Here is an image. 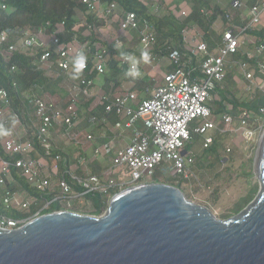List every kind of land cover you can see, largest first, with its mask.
<instances>
[{
  "label": "built area",
  "instance_id": "built-area-1",
  "mask_svg": "<svg viewBox=\"0 0 264 264\" xmlns=\"http://www.w3.org/2000/svg\"><path fill=\"white\" fill-rule=\"evenodd\" d=\"M140 1L147 3L146 0ZM172 1L164 0L160 3L155 0L153 5L156 8L163 4L171 6ZM213 1L216 6L221 1L228 5L220 26L221 37L214 50L210 51L209 44L202 39V33L196 24L183 28V51L172 49L167 55L169 67L174 68L164 73L157 86L147 87L140 93L132 87L123 86L116 93H103L101 88L94 92L95 81L91 75L98 76L106 71L110 51L97 42H81L76 36L71 41H61L59 34L64 32L63 22L52 32L44 27L36 30L24 27L15 31H1L0 54L5 60H10L14 53L35 51L33 64L48 75L55 71H58V75L59 72L73 75L76 73L73 64L76 56L83 54L86 58V66L76 73L80 77L69 81L70 87L64 96L54 98L42 92L26 94L30 111H25L22 117L9 107L8 91L0 88V134L4 137L2 146L7 155H17L12 160L0 158V185L9 182L16 186L15 190L4 189L2 203L12 209L26 210L37 202L36 196L28 194L20 187L12 176V168L18 169L29 186L45 197H51L46 201L47 207L57 200L80 199L88 193H100L109 198L129 184L144 182L141 181L142 178L150 180L156 168L168 170L182 180H194L199 184L195 158L187 151L183 153L186 144L191 140L192 131L200 136L204 135V148L213 143V135L205 134L218 129L221 122L223 131L233 130L241 133L244 139L252 140L255 129L247 126L248 118L252 114L243 113L235 119L229 113H223L217 121H213L210 118L213 117L210 102L216 87L224 82L231 65L237 66L250 99L254 98L256 89L264 97V59H259L264 54V41L256 33L264 28H254L260 22V15L264 14V0H254L251 6L246 4V0ZM82 2L97 17L107 18L117 13L116 23L120 31L140 29L141 49L145 53L146 50L154 49L157 41L156 30L146 18L135 11L121 8L115 2ZM186 2V8H181L179 12L173 11L179 20L187 17L191 10L192 0ZM1 8L5 9V4ZM205 22L209 28L216 25V20L211 22L207 18ZM82 24H85L84 29L87 27L88 30H93L85 22L78 21V25ZM237 52L245 54L248 59H255L256 66L242 60L227 59ZM143 56V60L147 62L155 58L152 51L147 52L146 57L145 54ZM132 61V55H124L120 64L126 74L133 78L135 76L128 74ZM10 70L15 71L16 65L11 66ZM255 71L261 76L260 82L256 81ZM63 81L68 82L66 79ZM98 107L103 108V114H91ZM227 108L230 110L231 106L228 105ZM259 111L263 112L264 107H260ZM28 114H31V127L23 137L14 130V125L28 119L25 116ZM110 115L116 117L114 122H111ZM198 118L205 120L192 128V122ZM82 121L89 126L99 127V138L105 141L99 145L93 144L97 139L91 132L80 137L81 131L85 130L78 128ZM54 130H58L80 150L73 157V163L72 159L69 163L68 158L59 154L50 159L31 155L35 140L44 149L46 156L57 149L53 141ZM125 131H129V134L126 135ZM127 138L128 142L124 143ZM86 144H89L92 152L91 162L100 158L106 162L100 173L91 172L87 167V159L83 155L87 151L84 147ZM60 161L63 163L62 167ZM78 170L82 174H78ZM67 203L68 206L69 201ZM4 221L6 228H15L19 223L18 220L0 215L1 226Z\"/></svg>",
  "mask_w": 264,
  "mask_h": 264
},
{
  "label": "water",
  "instance_id": "water-1",
  "mask_svg": "<svg viewBox=\"0 0 264 264\" xmlns=\"http://www.w3.org/2000/svg\"><path fill=\"white\" fill-rule=\"evenodd\" d=\"M254 175L255 199L224 219L174 185L142 182L100 215L62 209L0 225V264H264V133Z\"/></svg>",
  "mask_w": 264,
  "mask_h": 264
},
{
  "label": "trees",
  "instance_id": "trees-1",
  "mask_svg": "<svg viewBox=\"0 0 264 264\" xmlns=\"http://www.w3.org/2000/svg\"><path fill=\"white\" fill-rule=\"evenodd\" d=\"M101 1L108 3L115 2L125 10L135 11L139 16L146 18L150 23L154 25L157 40L154 48L155 54L153 53L155 59L162 58L163 56L168 55L169 51L172 49L183 51V39L181 31L183 28H186L192 24H196V26L202 32V39L207 41L209 46H214L213 39H216L218 41L221 37L220 34L217 33V31L213 30L212 28L209 29L205 22L207 18L211 22L216 20L217 18L222 20L224 18L225 9L220 7V5L216 6L215 3H213V0H192L191 10L188 16L182 20L177 19L176 13H174L173 11L175 8L179 7L180 4H182L183 0H173L171 2V6L169 7V9L172 7L173 10L170 9L169 13L163 16H156L151 14L148 4H144L140 0ZM158 1L160 3L164 2V0ZM253 3L254 0H246V4L248 6L253 5ZM2 4H5V9L1 8ZM201 10H203V12ZM77 11L85 14L84 22L91 27L93 25L101 26L104 24L103 18L100 19V17H97L94 11L89 10L87 5L84 4L82 0H0V32L4 30L15 31L18 28L24 27H28L33 30L44 27L48 32H52L55 31L58 25L63 22L64 32L59 34L61 41L68 42L74 39V37L76 36V38L81 42L85 40H89L91 43L97 42L95 37L93 36L94 33L92 32V29L88 30L89 33H85L87 27L86 29H83L81 25H78ZM77 25L78 29L75 28ZM139 31L140 29L129 31V33L133 36L132 41H130L132 44H139ZM256 33L260 36L261 41H264V29H261L259 32L256 31ZM97 43L102 44L100 42ZM102 46L108 47L107 45H105V43H103ZM130 48L134 49L133 46H131L128 49L126 48L125 50H114V52H116V54L120 52L123 56L131 55ZM35 56V51H29L25 54L14 53L11 59L7 61L0 54V88H5L8 91V96L10 99L9 107L20 117H22L25 111H30L29 106L27 105V100L25 99L26 94L30 92H42L54 98H58L57 89H55V85H57V83L63 81L64 79L68 80L69 82L73 79H76L77 77H80V75L76 73L72 75L64 72H59L56 80L52 81V79L44 70L37 69L35 67V65L33 64ZM259 59L263 60L264 54ZM232 60H242L248 62L251 66H256L255 59H248L245 54H242L240 52L232 55ZM13 65H16L15 71L10 70L11 66ZM173 68L174 67L170 66L168 70H171ZM107 71H105L103 74V85L100 87L101 92L103 93H116V88H119L124 80H129L132 78L126 74L123 66H121L118 61H115L113 59H111L107 64ZM255 76L256 79L258 78V82H260L261 76H259L257 71H255ZM91 77L95 79L97 75L92 74ZM240 78L241 77L239 74L232 75L231 71L229 70L225 75L224 82L216 87L213 93V99L210 102L213 110V116L215 118L220 117V115H222L223 113H229L236 119L237 117L242 116L243 113H248L252 114V116L248 119H254L256 118V115L261 114L259 108L264 107V97L261 96V92L258 89H256L253 93V99L236 98L235 95L231 93L230 85H235L237 81L240 80ZM263 80L264 78L262 77V81ZM152 86L153 81L149 82L145 79H141L135 80L132 89L140 93L141 91H144L145 88H150ZM228 105L231 106L230 110H228L227 108ZM85 107H88V103L87 105H85ZM91 114L101 116L103 114V108L98 107L97 109L92 110ZM109 118L111 122H114L116 119L114 115H110ZM194 127L195 122L192 123V128ZM222 129L223 123L221 122L218 124V129L214 131L213 143L205 148L210 153H212V155L206 156L202 160L195 159L196 174L198 177H200V182L202 180L201 178L203 177V175L200 173L201 169L206 166L210 168L213 166V164L210 163L209 158L214 157V162H218V151L222 146L221 137L223 134L227 133ZM191 136V140H194L197 134L192 131ZM3 139L4 137L0 134V158L7 160L15 159L17 155L9 156L5 153L2 146ZM214 153L215 155H213ZM57 154L61 155L62 157L68 158L69 163L71 162L70 150L57 148L49 156H46L44 149L36 140L34 141V151L31 153L33 157H46L50 159L54 158V156ZM84 156H87V154L85 153ZM103 160L104 159L100 158L92 161L90 163L91 171L94 173H100L105 168V166L103 165ZM220 161H222V159H220ZM59 163L62 167L63 163H61V161ZM11 173L24 191H26L30 195H34L37 197V202L35 204H32L28 210H16L6 207L2 203L1 199L4 189H16L14 183L7 182L5 185H0V215L10 217L18 221H28L36 217L37 215L62 210V207L58 203H51L46 208L42 209L46 204V201L51 199V197H45L35 188L29 186L26 179L19 174L18 169L12 168ZM77 173L82 174V171L78 170ZM149 181L174 185L183 192L184 185L190 182L188 180L180 179L178 183H174L169 179H164L159 168L155 169L154 175ZM254 192L255 189L250 190L244 198L249 196L250 197L245 202L239 203L237 204L238 206H235L238 207L237 212L241 211V209L253 198ZM185 195L186 197L188 196L187 194ZM84 200L91 207V209L87 212L88 214L98 215L102 213L108 206V197L100 193L85 194ZM75 211L77 212V210ZM227 217L228 216L222 218L224 219ZM2 226L6 227L5 221L3 222Z\"/></svg>",
  "mask_w": 264,
  "mask_h": 264
},
{
  "label": "rangeland",
  "instance_id": "rangeland-1",
  "mask_svg": "<svg viewBox=\"0 0 264 264\" xmlns=\"http://www.w3.org/2000/svg\"><path fill=\"white\" fill-rule=\"evenodd\" d=\"M186 1L187 0H183L182 4H180L179 7L175 8L174 11L179 12L181 8H186L188 6ZM146 2L149 6L150 13L156 16L167 15L170 9H172V8L169 9L170 5L166 6L164 4L163 6H159L158 8H156L155 5H153L155 0H146ZM223 2L224 1H221L220 4L222 5ZM213 3L215 2L213 1ZM117 16L118 15L116 13L114 14V16L111 17H107V18L100 17V19L103 18L104 24L101 26L98 25L92 26L93 27L92 32L94 33L93 36L95 37L97 42H100L102 44L105 43V45L108 46L107 48L110 51L108 62L114 58L116 59V61L120 63L123 55L120 52L116 54L114 50H122V49L125 50L126 48L128 49L129 47L133 46L134 49L130 48L131 49L130 53L134 57L133 60H135L137 64V72L139 73V75H136L135 77L129 80H124L123 83L126 86L125 88L133 87L135 80L141 79L143 77L146 81L149 82L153 81V86H157L162 81L163 75L166 72L165 66H166V62L168 63L169 61L168 56L166 55L163 56L162 58L150 59L149 62L143 60L144 56L142 55L150 51H153L154 53V49L152 48L151 50H146L145 53L141 49L139 44L137 45L132 44L130 41H132L133 36L129 33V31L124 32L118 29L116 23ZM77 19L78 21H83L84 23L85 14L81 13L80 11H77ZM217 19H216V24L218 22ZM84 25L85 24L81 25L83 29L85 28ZM213 27H215L212 28L213 30L217 31L218 34H221L222 29L219 24L214 25ZM258 27L264 28V14L260 15V22L259 24L255 25L254 28H258ZM85 33H89L88 29L85 30ZM244 36L247 37L246 34ZM213 40H214L213 41L214 46L212 45L209 46L211 52L214 50L215 45L219 42V40L218 41L216 39ZM227 59L231 60L232 56H229ZM148 69H150V71L151 70L155 71L156 78L154 80L150 79L148 74L144 76V74ZM228 70L231 71L232 75L239 74L241 77L240 80L243 79L242 75L239 73V70L236 68V66L234 67V65L233 66L231 65ZM106 71H107V67H106ZM103 74H99L97 76L96 84H98L99 81L100 83L102 82L101 80L103 79ZM57 76H58V71H55L49 75L52 81H55ZM240 80H238L235 85H230V91L233 95H235L236 98H240V99L249 98L248 92L245 90V83L241 82ZM256 81L257 82L259 81L258 78ZM102 85L103 84H101L100 87ZM69 87H70L69 82L67 81H61L57 83V85H55V89H57V95L64 96L66 90L69 89ZM260 113H261L259 114L260 116L256 115V118L249 119L248 121L247 126L251 129H255V136L253 137L252 140L248 141L244 139L241 133L239 132H235L233 130H226L227 133L225 132L226 134H223L221 137L222 146L221 149H219L218 151L219 153L218 162H214V157L209 158L210 163H212L213 166L211 168L206 166L201 169L200 173L203 175V177L201 178L202 180L200 179L201 182L199 181L198 184V182L193 180L184 185V193L188 195L187 196L188 199L194 201L197 204L206 206L218 218H222L225 216L231 217L236 215L240 211L237 212L238 207L235 206L239 203L245 202L250 197L249 196L244 198L248 194V192L250 190L255 189L253 198L241 210L246 208L247 205L250 204L255 199L258 193L260 184L258 178L254 175V170L256 168L258 145L264 133V111ZM25 116L28 119L22 120L21 124L14 125V130L16 132H19V135L23 137L26 135V132L31 127V122H30L31 114ZM210 118L213 121H217L219 117L215 118L213 116ZM204 120L205 119L203 118H198L194 120L192 123L195 122V126H197ZM78 128L85 129L81 131L80 137H82L86 133L91 132L97 139L94 141L93 144L99 145L103 142L102 138H99V134L101 133V131L99 127H96V125L89 126L85 121H82ZM213 133L214 131L211 130L208 131L205 135H209V134L213 135ZM52 134H53L54 144L57 148L70 150L71 159L73 163L74 162L73 157L77 155V153H79L80 150L73 144V142H70L66 137L60 134L58 130H54ZM125 134L128 135L129 131H125ZM203 139H204V135L200 136L197 134L194 140H190L186 144L187 153L191 154L195 159L202 160L204 157L212 155V153H210L208 150H206L203 147ZM127 141L128 138L125 140L124 143H126ZM89 144H86L84 147L87 148V151L85 152L87 154L86 156L87 167L91 171L90 163L91 160L93 159V156ZM112 147L115 150V145L113 143H112ZM213 155H215V153ZM220 159H222V161H220ZM105 163L106 162L103 160L104 166L106 165ZM159 169L164 179H169L174 183H178V181L180 180L179 176H174L168 170H163L162 168ZM199 178L200 177H198V179ZM148 180L144 178L141 179V181L144 182ZM133 185L135 184H129L117 190L116 192ZM196 185H198L199 187ZM110 197L108 198V201ZM68 201L70 206L69 205L67 206ZM55 203H58L62 207V209L71 210V211L77 210L78 213H82V214H88L87 213L88 210L91 209V207L84 200V197L80 199L70 198L69 200L61 199V200H57ZM45 206L46 205H44L43 208H46ZM104 211L102 213H104ZM18 222L19 223L16 227L24 224L27 221H18Z\"/></svg>",
  "mask_w": 264,
  "mask_h": 264
},
{
  "label": "crops",
  "instance_id": "crops-1",
  "mask_svg": "<svg viewBox=\"0 0 264 264\" xmlns=\"http://www.w3.org/2000/svg\"><path fill=\"white\" fill-rule=\"evenodd\" d=\"M220 3H221V2H220ZM227 6H228V5H227V2H223L222 5L220 4V7L224 8V9H227ZM221 20H222V19H219V18H218V19H217L218 22H217L216 25L219 24V25L221 26V24H222V21H221ZM214 28H215V27H214ZM220 36H221V35H220ZM133 58H134V57H133ZM113 60L116 61V59H114V58H113ZM168 68H169V65H168V63L166 62L165 70L167 71ZM147 71H148V72H147ZM147 71H146V73L144 74V76H146V74H148L149 77H150V79L153 80V79L156 78V73H155L154 70H151V71H150V69H148ZM149 71H150V72H149ZM141 79H144V77L141 78ZM141 79H138V80H141ZM96 80H97V77L94 79V81H95V83H94V88H93V91H94V92L98 91L99 88H100V85L103 83V80H101V81H102L101 83H100V81H99V82L97 81L98 84H96ZM240 81L245 83L244 79H241ZM160 83H161V82H160ZM122 86H123L124 88L126 87V86L124 85V83L122 82L121 85L119 86V88H116L117 91H119V89H121L120 87H122ZM102 141H105V140L102 139ZM127 142H128V141H127Z\"/></svg>",
  "mask_w": 264,
  "mask_h": 264
},
{
  "label": "clouds",
  "instance_id": "clouds-1",
  "mask_svg": "<svg viewBox=\"0 0 264 264\" xmlns=\"http://www.w3.org/2000/svg\"><path fill=\"white\" fill-rule=\"evenodd\" d=\"M145 57H146V54H145ZM73 64H74V71L76 73H79L86 66V58L84 57L83 54H78L76 56V58L74 59ZM128 74L129 75H133V76L139 75V73L136 70V62H135V60L132 61V68H131V71ZM6 134L7 133H5V135Z\"/></svg>",
  "mask_w": 264,
  "mask_h": 264
},
{
  "label": "flooded vegetation",
  "instance_id": "flooded-vegetation-1",
  "mask_svg": "<svg viewBox=\"0 0 264 264\" xmlns=\"http://www.w3.org/2000/svg\"><path fill=\"white\" fill-rule=\"evenodd\" d=\"M56 202V201H55ZM55 202H52V203H55Z\"/></svg>",
  "mask_w": 264,
  "mask_h": 264
}]
</instances>
